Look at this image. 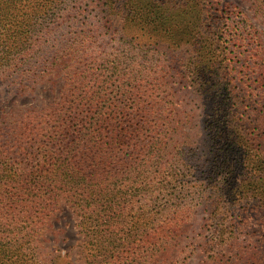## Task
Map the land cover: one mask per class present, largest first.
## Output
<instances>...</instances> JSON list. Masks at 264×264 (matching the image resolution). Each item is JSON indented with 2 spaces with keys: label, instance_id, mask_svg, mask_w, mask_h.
Instances as JSON below:
<instances>
[{
  "label": "trees",
  "instance_id": "obj_1",
  "mask_svg": "<svg viewBox=\"0 0 264 264\" xmlns=\"http://www.w3.org/2000/svg\"><path fill=\"white\" fill-rule=\"evenodd\" d=\"M44 87L0 107V264H74L64 205L85 264H264V0H0V94Z\"/></svg>",
  "mask_w": 264,
  "mask_h": 264
},
{
  "label": "rangeland",
  "instance_id": "obj_2",
  "mask_svg": "<svg viewBox=\"0 0 264 264\" xmlns=\"http://www.w3.org/2000/svg\"><path fill=\"white\" fill-rule=\"evenodd\" d=\"M92 53H113L114 50H112L111 47H105L102 49H98L96 51H91ZM1 93V92H0ZM54 98V93L52 90L48 89V87H44L40 90L39 95L36 97V99L26 98V99H19L16 97L7 98L5 95L0 94V107L3 108H11L14 104L17 105V107H24V106H30V105H39L40 103H47L48 101H51ZM7 99V100H6ZM9 99V100H8ZM200 104H192L190 106H184L183 110L185 113L191 115L192 117L186 118L188 125L185 124V133L187 136H190L192 141H197L199 145H204L206 142V134L203 132L201 127V115L199 111ZM233 129V128H232ZM231 129V130H232ZM190 141V142H192ZM189 142V143H190ZM201 161L206 160L207 156L202 154ZM76 217L73 215V211L70 209L69 206L64 205L62 209L57 213L55 216L54 221V228L59 227L66 230L63 238L65 236L70 235V240L66 242H59L56 244L54 242H50L48 245L57 246L59 248V253L63 255L65 258L66 256L69 257L70 260H73L74 264H85L83 257L81 256V253L79 252V245L81 243L80 236L78 234H72V230L77 232V228L75 227Z\"/></svg>",
  "mask_w": 264,
  "mask_h": 264
}]
</instances>
